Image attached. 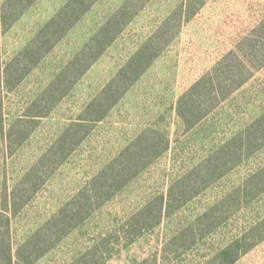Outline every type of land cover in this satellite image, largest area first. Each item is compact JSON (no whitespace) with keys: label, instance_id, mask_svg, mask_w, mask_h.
I'll use <instances>...</instances> for the list:
<instances>
[{"label":"rangeland","instance_id":"rangeland-1","mask_svg":"<svg viewBox=\"0 0 264 264\" xmlns=\"http://www.w3.org/2000/svg\"><path fill=\"white\" fill-rule=\"evenodd\" d=\"M68 2L33 0L9 29L0 27V189L7 185L11 191L27 172L32 177L25 186L38 187L12 221L15 243L41 227L55 226L56 232L61 218L78 214L77 223L35 264H264L262 228L242 242L238 255H218L264 219V189L256 193L254 185L264 146L241 158L232 155L221 168L224 174L212 181L199 166L193 169L264 111V66L247 70V81L223 95L207 97L193 89L221 58L264 59L263 43L246 44L264 17V0H134L138 14L52 112L27 118L30 101L91 44L125 0H96L78 21L63 24L71 27L23 81L9 85L5 64ZM153 36L157 57L118 103L89 124L77 144L63 139L65 129L91 115L87 105ZM191 104L210 109L192 126L177 112ZM134 143L146 158L139 168L127 165L131 174L138 172L126 182L117 170L130 156H121L123 151ZM190 173L193 180L200 177L196 183L186 179L187 202L177 208L182 200L174 181ZM173 186L170 212L157 226L136 232L129 223L133 216L141 209L152 216ZM239 187L241 194L233 195Z\"/></svg>","mask_w":264,"mask_h":264},{"label":"trees","instance_id":"trees-1","mask_svg":"<svg viewBox=\"0 0 264 264\" xmlns=\"http://www.w3.org/2000/svg\"><path fill=\"white\" fill-rule=\"evenodd\" d=\"M95 1L96 0H69V2L63 6L61 10L57 11L47 24L39 30L38 34L21 50V52L5 64L3 78L6 82L9 85H16L23 81L24 75L33 69L35 64L54 47L61 39L64 32L71 27L67 24H63L69 20H71L70 24L78 21ZM133 1L134 0H125L118 10L111 15L97 31L91 44H87L83 48V51L74 56L43 92L36 95L30 103L28 102L29 104L25 108V117L31 119L45 117L52 112L54 107L64 98L69 89H71L77 80H79L90 68L93 62L111 42L120 35L124 27L138 14L139 5ZM32 2L33 0H5L0 3V27L5 30L9 29ZM154 37L155 36L151 37L144 44L145 47L143 49L140 48L127 61L105 89L87 105L85 111L91 115H89V117L79 118L78 121L74 122L63 131V139L70 138L73 144H77L84 137L83 133L88 130L89 124L102 120L106 112L118 103L119 99L157 57L156 44L158 43L152 42ZM247 40L248 43L246 44L250 48H254L261 43L264 45V17L254 29L253 35L249 36ZM261 66H264V59L253 55L251 58L241 61L229 57L221 58L214 64L211 70H208L199 77L193 84V89L200 93L206 92L207 97L213 94L216 96L223 95L226 93L227 88L233 89L242 82L247 81L248 75L251 74H247V70H252ZM239 80L242 82L239 83ZM195 107L196 106L193 104L185 107L180 105L178 107V115L185 125H195L210 112V109L204 107V105L199 106L198 109ZM75 127L79 128L76 129ZM263 146L264 111L249 122L241 131L234 134L217 150L213 151V154L211 153L201 159L193 169H197L199 166L200 171L211 175L208 180L212 181L220 178L224 174L221 168H223L224 163L232 160V155H236L237 157L240 156L241 158L247 151L248 156L250 153L253 154V152L261 150ZM72 147L73 146H71V148ZM71 148L70 151L73 149ZM63 149H65V147H63ZM127 155L130 156L127 157L126 161H124L117 170L118 176L121 177V179L126 177L124 180L126 182L131 179V176L138 172L135 171L131 174V168L129 166L127 167V165L132 162L133 167L137 166V168H139L142 166L141 164L144 158H146L140 150V145L135 143L127 146L121 156L126 157ZM261 166L262 167H260L255 174L260 179L254 184L256 193H260L264 189V162ZM125 170L127 171L123 172ZM31 173L32 172H27L22 176L23 181L14 185L11 191H9L7 185L0 189V264H35L69 232L72 224L74 222L77 223V220L80 218L78 214L68 215L69 217L67 216L66 218L60 219L61 223L56 232L53 231L55 226L47 229L41 227L35 230L31 235L25 237L19 244L15 243L12 221L17 212L27 204L28 193H34L38 188L37 185L25 186L28 175L32 177ZM188 177L193 183H196L200 176L193 180L191 179L193 178L192 173H190L189 176L186 174L181 175L174 181V184H177L179 187V196L180 200H182L180 204L176 205L177 208L187 202V200L182 199V195H185L183 185L187 186L188 181L186 179H188ZM101 188L103 190H112V185L106 187L104 183ZM173 189L174 186L171 188L169 198H167L166 201H162L152 216H148L147 209H141L137 215L135 214V216H133L129 223H131L132 228L136 232L137 230L141 232L148 227L153 228L157 226L161 222L164 213L170 212L169 210L172 204H175L172 199V194H174ZM235 194H238V196L241 194L240 187L238 190L233 191V195ZM25 197L26 199H24ZM81 208L82 207L79 205L77 206L78 212H80ZM263 225L264 219L252 225L242 235L233 239L227 246L219 251L218 255L224 258L238 255L244 247L242 242L254 239L256 232L260 231L261 228L264 230ZM249 237L251 238L249 239ZM227 261L231 263L233 262V258L226 259V262Z\"/></svg>","mask_w":264,"mask_h":264}]
</instances>
